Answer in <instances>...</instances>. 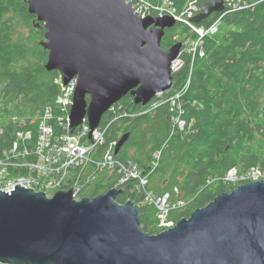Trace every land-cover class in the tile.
Listing matches in <instances>:
<instances>
[{
    "label": "water",
    "instance_id": "obj_1",
    "mask_svg": "<svg viewBox=\"0 0 264 264\" xmlns=\"http://www.w3.org/2000/svg\"><path fill=\"white\" fill-rule=\"evenodd\" d=\"M26 1L45 28V68L64 84L76 78L70 127L85 119L89 139L125 95L146 106L172 87L182 42L161 47L172 17L141 18L125 0ZM224 9V0H207L191 21ZM73 190H0V264H264V179L217 195L156 234L142 229L132 200L117 201L120 189L78 200Z\"/></svg>",
    "mask_w": 264,
    "mask_h": 264
},
{
    "label": "trees",
    "instance_id": "obj_2",
    "mask_svg": "<svg viewBox=\"0 0 264 264\" xmlns=\"http://www.w3.org/2000/svg\"><path fill=\"white\" fill-rule=\"evenodd\" d=\"M172 1L182 10L189 0ZM206 1L199 0V7ZM243 1L245 7H225L217 32L203 38L202 55L182 49L183 65L172 73L168 93L178 94L175 99L151 108L135 104L127 94L103 115L100 124L116 117L105 133V145L95 147L91 161L71 174L79 181V199L118 188L117 201L132 200L142 229L156 234L167 227L160 225L159 210L148 194L157 198L168 193L170 206L182 202L166 215L174 225L239 185L227 179L230 170L237 177L251 168L264 173V0ZM220 14L198 25L207 27ZM44 32L26 0H0V156L20 131L29 132L30 139L19 148L34 146L45 108H50L54 134L60 132L56 100L61 86L58 72L45 68ZM186 36L194 39L188 26L177 22L165 30L161 47L168 49ZM124 134L128 138L114 157L126 165L134 162L146 179L144 186L137 178L121 183L119 172L96 165L108 144ZM157 150L160 155L153 161Z\"/></svg>",
    "mask_w": 264,
    "mask_h": 264
},
{
    "label": "built area",
    "instance_id": "obj_3",
    "mask_svg": "<svg viewBox=\"0 0 264 264\" xmlns=\"http://www.w3.org/2000/svg\"><path fill=\"white\" fill-rule=\"evenodd\" d=\"M125 1L132 4L135 13L141 18L147 16H170L176 23L185 24L193 32L194 39H191L190 36L180 39L182 48L177 57L172 61V73L183 65V59L181 57L182 49H185V51L192 56L203 54V38L206 35L217 32L220 19L224 14V11L221 12L220 16L214 19L209 26L203 27L191 21V18L200 10L199 0L187 1L182 10H178L172 0ZM241 1L243 0H224L225 7L232 9L245 7V1H243L242 6L240 5ZM57 82L61 86V92L56 100L57 106L61 112L57 117L56 123V126L60 128V132L55 135L54 125L48 122V118L51 116L50 108H45L42 118L39 121L38 138L33 147L24 146L20 149L19 144L29 140L30 133L18 132V137L14 139L10 148L5 150L0 156V190H6L9 187L21 185L26 188H33L36 191H43L48 196H51L58 190H67L73 187L72 196L75 200L79 199V181L77 178H72L71 174L91 161L90 153L95 147L105 145V133L110 123L115 120L116 117L110 122L100 124L98 128L92 132V137L89 139L90 128L85 119L79 126L75 128L70 127L69 110L72 104L73 92L76 87V78L64 84L62 78L59 76ZM169 90L158 93L155 97L156 99L154 98L155 101L153 99L146 107L151 106V108H154L178 96V94L168 95ZM117 104L118 103L112 105L108 110L114 111ZM123 115L132 116V114L127 112L123 113ZM174 120L177 125H183V121L178 119V117H174ZM116 144L117 141H112L108 144V149H106L101 158L96 161L97 167L119 172L121 174V183L132 178H137L140 179V184L144 186L146 179L140 175L139 169L134 162H130L126 165L115 159L114 148ZM159 155L160 151H155L153 153V161L154 158H158ZM19 168L23 169L22 174L17 172ZM232 174L235 175L232 177ZM261 178L264 179V173L258 168H251L240 177H237L233 169L227 174V179L231 182H236V180L240 179L239 182L242 180L250 182ZM147 199L156 204L159 210L158 216L160 225L167 228L172 226L171 222H166V215L173 205L180 206L182 202L177 201L170 206L168 193H164L157 198L148 194Z\"/></svg>",
    "mask_w": 264,
    "mask_h": 264
},
{
    "label": "rangeland",
    "instance_id": "obj_4",
    "mask_svg": "<svg viewBox=\"0 0 264 264\" xmlns=\"http://www.w3.org/2000/svg\"><path fill=\"white\" fill-rule=\"evenodd\" d=\"M181 38H183V37H181ZM180 38V39H181ZM180 39H179V41H180ZM262 100L264 101V91H263V94H262ZM235 174H232L231 176L233 177ZM262 179V178H261ZM241 180V179H240ZM240 180H236V183H238ZM242 181H244L243 183H245V182H249V181H247V180H242ZM238 184H242L241 182L240 183H238ZM74 199V198H73Z\"/></svg>",
    "mask_w": 264,
    "mask_h": 264
},
{
    "label": "bare ground",
    "instance_id": "obj_5",
    "mask_svg": "<svg viewBox=\"0 0 264 264\" xmlns=\"http://www.w3.org/2000/svg\"><path fill=\"white\" fill-rule=\"evenodd\" d=\"M59 76L61 77V75L59 74ZM62 78V77H61ZM63 80V79H62ZM75 91V90H74ZM73 95H74V92H73ZM72 102H73V97H72ZM72 106V104H71ZM71 106H70V110H71ZM70 110H69V116H70ZM52 196V195H51Z\"/></svg>",
    "mask_w": 264,
    "mask_h": 264
},
{
    "label": "crops",
    "instance_id": "obj_6",
    "mask_svg": "<svg viewBox=\"0 0 264 264\" xmlns=\"http://www.w3.org/2000/svg\"><path fill=\"white\" fill-rule=\"evenodd\" d=\"M130 154H133V150H130Z\"/></svg>",
    "mask_w": 264,
    "mask_h": 264
},
{
    "label": "flooded vegetation",
    "instance_id": "obj_7",
    "mask_svg": "<svg viewBox=\"0 0 264 264\" xmlns=\"http://www.w3.org/2000/svg\"><path fill=\"white\" fill-rule=\"evenodd\" d=\"M167 30V29H166Z\"/></svg>",
    "mask_w": 264,
    "mask_h": 264
}]
</instances>
